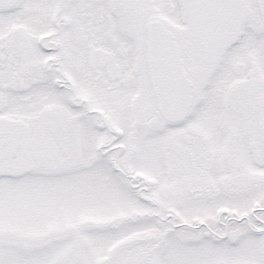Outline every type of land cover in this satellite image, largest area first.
Segmentation results:
<instances>
[{"label": "flooded vegetation", "instance_id": "af4514ba", "mask_svg": "<svg viewBox=\"0 0 264 264\" xmlns=\"http://www.w3.org/2000/svg\"><path fill=\"white\" fill-rule=\"evenodd\" d=\"M191 17L200 28L241 34L205 49L191 32ZM157 23L170 33L188 80L189 107L179 120L163 117L156 106L147 57L148 30ZM117 107L132 114V129L144 131L139 144L108 119L105 110L112 115ZM0 118L56 144L54 163L29 172L77 166L85 159L79 136L85 131L98 165L121 173L140 200L156 206L160 222L179 218L159 214L164 205L156 198L165 186H198L196 194L190 189L194 198L245 202L240 209L222 202L214 217L193 218L191 230L171 239L172 227L155 224L163 231L143 244L139 264H169L172 248L188 252L189 264H264V0H0ZM137 146L161 165V178L139 168ZM40 237L32 242L40 249L57 241ZM26 239L11 236L20 252L0 250V264L15 254L30 259ZM90 239L79 232L75 253ZM38 256L43 261L46 253Z\"/></svg>", "mask_w": 264, "mask_h": 264}, {"label": "rangeland", "instance_id": "374dc122", "mask_svg": "<svg viewBox=\"0 0 264 264\" xmlns=\"http://www.w3.org/2000/svg\"><path fill=\"white\" fill-rule=\"evenodd\" d=\"M105 111L121 136L126 133L128 137L131 133L139 144L145 133L137 127L131 128L133 117L130 112L128 115L127 110L117 107L110 111L112 116L108 110ZM74 124H78L77 120ZM84 133L81 135L80 131L79 136L85 159L74 168L56 164L36 169L16 180L0 178V250L7 248L20 252V248L10 244L9 240L11 236L20 237L22 233L29 244L25 247L32 254L30 259L25 255L23 260L15 254L16 258L7 264H122L124 261L125 264H139L143 258V244L158 238L163 231L155 224L172 227L168 233L171 239L191 230L193 218L203 221L214 217L215 210L225 203L230 209L244 208L245 202L239 197H232L227 202L221 196L213 198L205 194L194 198L190 189H194L192 193L196 194L198 186H165L164 196L157 195L159 199L156 198L164 205L159 214H176L179 218L160 222L154 218L156 206L140 200V194L131 191L121 173L104 163L98 165L99 160L93 157L84 143ZM136 154L141 158L139 168L143 173L151 172L154 177L161 178V165L147 160L149 151L146 146H137ZM240 187H235L236 191ZM199 188L204 189L205 186ZM35 205L46 208V212L36 211ZM117 225L118 229H115ZM213 225L217 226V223ZM79 232L91 239L88 245L85 241L81 243L79 252L75 253V238ZM36 236H41L39 241L47 237H56L57 241L40 249L32 243ZM68 246L71 249L66 253ZM170 252L173 258L170 255L169 264H189L185 257L188 252L182 255L180 251L177 255L173 248ZM43 253H46V256H41L44 260H37Z\"/></svg>", "mask_w": 264, "mask_h": 264}, {"label": "water", "instance_id": "95a60500", "mask_svg": "<svg viewBox=\"0 0 264 264\" xmlns=\"http://www.w3.org/2000/svg\"><path fill=\"white\" fill-rule=\"evenodd\" d=\"M188 23L193 36L205 42V49L227 45L241 32L203 29L192 17ZM148 39L147 60L157 109L163 117L179 120L186 115L190 94L178 51L170 33L158 23L149 27ZM19 124L15 120L0 118V175H19L40 165H52L57 155V146L50 138H30L20 131Z\"/></svg>", "mask_w": 264, "mask_h": 264}]
</instances>
